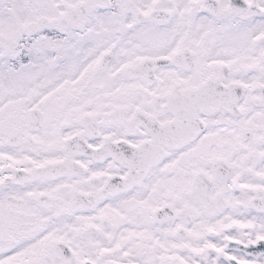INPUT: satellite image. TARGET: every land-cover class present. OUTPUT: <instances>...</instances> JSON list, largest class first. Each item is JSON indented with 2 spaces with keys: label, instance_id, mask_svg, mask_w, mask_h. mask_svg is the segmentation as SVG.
Segmentation results:
<instances>
[{
  "label": "snow or ice",
  "instance_id": "1",
  "mask_svg": "<svg viewBox=\"0 0 264 264\" xmlns=\"http://www.w3.org/2000/svg\"><path fill=\"white\" fill-rule=\"evenodd\" d=\"M0 264H264V0H0Z\"/></svg>",
  "mask_w": 264,
  "mask_h": 264
}]
</instances>
